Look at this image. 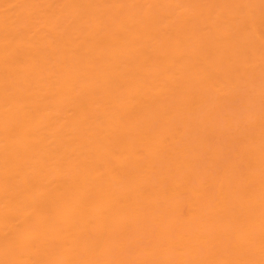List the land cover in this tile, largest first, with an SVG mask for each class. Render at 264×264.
I'll return each instance as SVG.
<instances>
[{
	"label": "bare ground",
	"instance_id": "obj_1",
	"mask_svg": "<svg viewBox=\"0 0 264 264\" xmlns=\"http://www.w3.org/2000/svg\"><path fill=\"white\" fill-rule=\"evenodd\" d=\"M0 264H264V0H0Z\"/></svg>",
	"mask_w": 264,
	"mask_h": 264
}]
</instances>
